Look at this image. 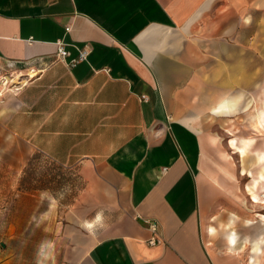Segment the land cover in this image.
<instances>
[{
	"label": "crops",
	"instance_id": "0c3cea01",
	"mask_svg": "<svg viewBox=\"0 0 264 264\" xmlns=\"http://www.w3.org/2000/svg\"><path fill=\"white\" fill-rule=\"evenodd\" d=\"M5 66L20 81L0 96V157L75 177L70 264H259L264 0H0ZM212 124L239 126L250 179L203 169Z\"/></svg>",
	"mask_w": 264,
	"mask_h": 264
},
{
	"label": "rangeland",
	"instance_id": "374dc122",
	"mask_svg": "<svg viewBox=\"0 0 264 264\" xmlns=\"http://www.w3.org/2000/svg\"><path fill=\"white\" fill-rule=\"evenodd\" d=\"M18 81L20 76L14 67H0V96ZM233 127L218 124L201 126L202 131L214 137L205 146L203 169L206 172L221 170V176L235 170L237 181L243 183L250 178L241 175L238 169L248 165V159L239 158L230 145V138L242 136L239 126H236L237 130ZM8 160V157H0V264L72 263L76 238L70 231L65 233L67 221L62 216L70 210L74 192H78L73 188L75 177L71 173L66 174L64 183H58L56 165L40 154H35L22 172H15ZM216 219L214 217L211 222L217 223ZM206 221L211 223L210 217ZM18 231L24 235H19ZM40 232H43L42 236L31 235ZM258 263L263 264L264 257L258 259Z\"/></svg>",
	"mask_w": 264,
	"mask_h": 264
},
{
	"label": "built area",
	"instance_id": "2783aa9c",
	"mask_svg": "<svg viewBox=\"0 0 264 264\" xmlns=\"http://www.w3.org/2000/svg\"><path fill=\"white\" fill-rule=\"evenodd\" d=\"M88 53H89V47L87 45L79 47L76 56L70 59V64L74 65L81 60H85L87 58ZM56 55L61 59L69 55V51L64 47V43L62 41H58ZM144 222L146 223L148 229L151 231V235L148 238L147 242L149 244H156L160 242V238L158 237L157 234L158 231L157 222L153 219H148V218H144Z\"/></svg>",
	"mask_w": 264,
	"mask_h": 264
}]
</instances>
